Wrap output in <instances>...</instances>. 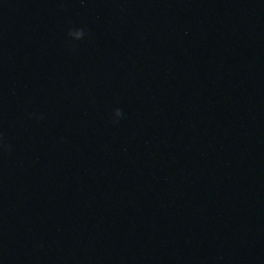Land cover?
Listing matches in <instances>:
<instances>
[{
    "label": "water",
    "instance_id": "1",
    "mask_svg": "<svg viewBox=\"0 0 264 264\" xmlns=\"http://www.w3.org/2000/svg\"><path fill=\"white\" fill-rule=\"evenodd\" d=\"M0 264H264V0H0Z\"/></svg>",
    "mask_w": 264,
    "mask_h": 264
},
{
    "label": "clouds",
    "instance_id": "2",
    "mask_svg": "<svg viewBox=\"0 0 264 264\" xmlns=\"http://www.w3.org/2000/svg\"><path fill=\"white\" fill-rule=\"evenodd\" d=\"M68 35L70 37H72L75 40H81L84 38V36L86 35L84 29H76V30H70L68 32ZM124 115L123 111L119 108H117L114 112V116H115V120H113V123H118L119 119L122 118Z\"/></svg>",
    "mask_w": 264,
    "mask_h": 264
}]
</instances>
